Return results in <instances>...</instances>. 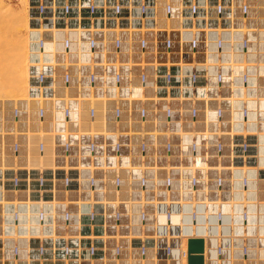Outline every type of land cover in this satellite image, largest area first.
Segmentation results:
<instances>
[{
  "label": "built area",
  "instance_id": "1",
  "mask_svg": "<svg viewBox=\"0 0 264 264\" xmlns=\"http://www.w3.org/2000/svg\"><path fill=\"white\" fill-rule=\"evenodd\" d=\"M27 19L0 264L264 261V0H27Z\"/></svg>",
  "mask_w": 264,
  "mask_h": 264
},
{
  "label": "bare ground",
  "instance_id": "2",
  "mask_svg": "<svg viewBox=\"0 0 264 264\" xmlns=\"http://www.w3.org/2000/svg\"><path fill=\"white\" fill-rule=\"evenodd\" d=\"M0 4H1L0 7H2L3 5L7 4V5H5V6H7L6 8L2 7V9L0 8V10H3V8H5L4 10L6 12V9L9 10L11 8L12 11H16L17 10L16 12H13V13H17L18 11L20 12V13H17L20 16L19 15L17 16V14H15V18L17 17L19 19H12L11 18V14L13 15V13H11L12 12L11 10L9 11L10 15L8 14V12L7 13H5L4 11L0 12L1 13L0 14V29H1L2 25H4V23H6V21H8L7 20L8 17H9V19L11 18L12 21L14 20V22H15L14 27L15 28H16V26L19 27L18 25H19V22L21 21L20 25H21V23L24 24V26L23 25L20 26L21 28H23V29H21L22 33L20 32V30H18V31L21 34H23L22 36H24L25 38L24 37H20V36H18V37H20L19 39L21 40V42L24 39L26 40V42H23L25 44L22 43V45H21V42L18 43L19 40L18 41L16 40V42H17L16 44H15V40L14 41H10L12 39H16V37L18 35V33H16L17 35L14 34L15 35V37L13 36L14 38L13 37H12V39L9 38V37L12 36V35L9 36L10 33H12V31L10 29H8V28L10 27L11 29H15L14 27L12 28V26H11L14 23L13 22L11 24V22H12L11 19L9 20V22L11 21L10 22L11 25L9 23L7 24V25H10L9 27L3 26L4 28H2V30L3 29L5 30V28L10 30V32L9 31L7 32L5 30V32H7V33H5V32L4 33H5V36H7L9 34L8 37H6L7 41L9 40L11 43L14 42L13 43V46H14L13 48H15L18 45V46H20L19 49H21V46L22 47L24 46L23 47L24 50H23V48L21 49L23 51L19 50L17 48L18 47L17 46L16 48L18 49V52L20 51L21 53H19L17 56H15V57H17L16 60H15V58L12 57V59H14V60L12 62H10V63H8L9 61L8 62L4 61V59L0 56L1 57L0 59L1 60L3 59L2 61L0 60V101L1 100L3 101V100H14V99H18V98H25L26 94H27V83H28V65H27V63H28V59H27L28 58L27 0H0ZM3 13H5V15ZM7 14H8V17H6L7 18L6 19L3 16H7ZM1 15H3V16H1ZM18 20H20V21L18 22ZM16 24H18V25H16ZM20 27H19V29H20ZM2 30H1L2 34L0 33V35H3ZM15 30L17 31V29H15ZM14 32L15 31L13 30V33ZM20 33H19V35H21ZM5 36L0 37V39L1 40H2V38L4 39ZM21 38H24V39H21ZM1 43H2V46H6L4 43H7V42L6 41L5 42L1 41ZM9 45L7 44V47H11L12 44L10 46ZM1 47H0V50H1V52H3L4 50L2 51V49H4V48L1 49ZM7 47H5V49H7ZM8 50H9V48H8ZM8 50H7L6 53H4L5 55L9 51L11 52V50H12V53H13V51L15 52L16 49L13 50L11 48V50H9V51ZM8 54H10V53H8ZM14 54L16 55V53H14ZM14 54H12V55L14 56ZM10 55H8L9 57L7 55L6 56L11 61L12 59H11ZM6 56H5V59H7ZM3 61H4V63H3ZM236 264H264V261L250 260V261L245 262V263L237 262Z\"/></svg>",
  "mask_w": 264,
  "mask_h": 264
},
{
  "label": "rangeland",
  "instance_id": "3",
  "mask_svg": "<svg viewBox=\"0 0 264 264\" xmlns=\"http://www.w3.org/2000/svg\"><path fill=\"white\" fill-rule=\"evenodd\" d=\"M4 3H5V2H4ZM2 4H3V3H2ZM5 5H7V4H5ZM5 5H3L2 7H5V8H6L7 6H5ZM0 6H1V4H0ZM2 7H0V8L2 9ZM5 8H3V10H0V12H2V11L5 12V10H4ZM10 10L12 11L11 8H10L9 10L6 9V12H5V13L8 12V14L10 15V12H9ZM13 10H14V9H13ZM16 11H17V10H16ZM16 11H12L11 13L16 12ZM5 13H3V14L5 15ZM17 13H20V12L18 11ZM17 13H13V15L11 14V18H12V19H19V18H17V17L15 18V14H17ZM0 14H1V13H0ZM8 14H7V16H3V15H1V16H3V17L6 18V17H8ZM18 15H19V14H17V16H18ZM19 16H20V15H19ZM11 18H10V19H11ZM6 19H7V18H6ZM10 19H9V17H8V19H7L8 21H6V23H4V25H2V27H1V29H0V33H1L2 28H4L3 26L9 27V26L14 22V20L12 21V19H11L12 22L10 21V22H11V24H10V22H9ZM19 21H20V20H18V22H19ZM20 22H21V21H20ZM20 22H19V25H18V24H16V25H18L19 27H20L21 25L24 26V24H22V23H21V25H20ZM8 23H9L10 25H7ZM14 24H15V22L13 23V25H11L12 28L14 27ZM16 25H15V26H16ZM19 27H17V26H16V28L14 27L15 29H17V31H16L15 29H11L10 27L8 28V29H10V30L12 31V33H13V30L15 31L13 34H12V33H10V35L8 34L9 36L12 35V36L9 37V38L12 39L13 36L15 37L14 34H16V33H18V35L16 34L17 37H18V36H20V37H24V36H22L23 34H21V33H22V30H21V29H23V28L20 27V29H19ZM8 29L5 28V30H6L7 32H8V31L10 32V30H8ZM5 30H4V29L2 30L3 35H0V37L5 36V33H7V32H5ZM18 30H20L21 33H20ZM4 32H5V33H4ZM19 33H20L21 35H19ZM1 34H2V33H1ZM8 35L5 36L4 39H3V38H2V40L0 39V47L2 46L1 41H2V42H5V41L7 42V43H4L6 46H2V47H1V49L4 48V49H2V51H3V50H4V51L1 52V50H0V52H1V53H0V56L4 59V61H6V62L9 61L8 63H10V62H12V61L14 60V59H12V57L15 58V60H16L17 57H15V56H17L19 53H21L20 51L18 52V49H19L20 46L17 45V46H18V47H17V46L15 45L18 49H17L16 47L13 48V47H14V46H13V43H14V42L11 43L10 41H14V40H15V44H16V43H17L16 40H17V41L19 40L18 43L21 42V40L19 39L20 37H18V38L16 37V39H12V40H10V41H9V40L7 41L6 37H8ZM14 37H13V38H14ZM9 38H8V39H9ZM24 38H25V37H24ZM24 38H21V39H24ZM5 39H6V40H5ZM24 40H25V39H24ZM24 40L21 42V45H22L23 42H26V40H25V41H24ZM8 42H9V43H8ZM10 43H11L12 45H11ZM4 44H3V45H4ZM7 44H8V45L10 44L11 47H7ZM23 44H25V43H23ZM10 45H9V46H10ZM5 47H7V49H5ZM23 47H24V46H23ZM23 47L21 46V49H22ZM8 48H9V50H11V48H12L13 50H14V49H16V50H15V52L13 51V53H12V50H11V52H10V51L8 50ZM21 49H19V50H21ZM7 50L9 51L8 53H10V54H11V53H12V54L16 53V55L14 54V56H13L12 54H11V55L8 54V53L6 54L7 56L10 55V57H11V59H12L11 61H10L9 58H8L9 56L7 57V56L4 54V53L7 52ZM23 50H24V48H23ZM23 50H21V51H23ZM16 51H17L18 53H17ZM3 54H4V55H3ZM5 56L7 57V59H5ZM1 57H0V58H1ZM3 59H2V60H3ZM0 60H1V59H0ZM2 60H1V61H2ZM4 61H3V63H4Z\"/></svg>",
  "mask_w": 264,
  "mask_h": 264
},
{
  "label": "water",
  "instance_id": "4",
  "mask_svg": "<svg viewBox=\"0 0 264 264\" xmlns=\"http://www.w3.org/2000/svg\"><path fill=\"white\" fill-rule=\"evenodd\" d=\"M189 250L190 252L200 253L202 251V240L191 239L189 241ZM188 264H202V257L200 255H191Z\"/></svg>",
  "mask_w": 264,
  "mask_h": 264
}]
</instances>
